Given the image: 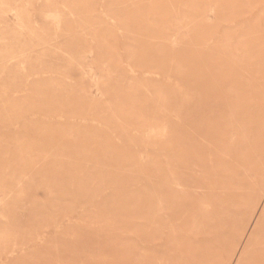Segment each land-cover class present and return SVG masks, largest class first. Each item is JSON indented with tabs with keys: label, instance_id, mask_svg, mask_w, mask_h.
<instances>
[{
	"label": "rangeland",
	"instance_id": "374dc122",
	"mask_svg": "<svg viewBox=\"0 0 264 264\" xmlns=\"http://www.w3.org/2000/svg\"><path fill=\"white\" fill-rule=\"evenodd\" d=\"M262 230L264 0H0V264H264Z\"/></svg>",
	"mask_w": 264,
	"mask_h": 264
},
{
	"label": "bare ground",
	"instance_id": "6f19581e",
	"mask_svg": "<svg viewBox=\"0 0 264 264\" xmlns=\"http://www.w3.org/2000/svg\"><path fill=\"white\" fill-rule=\"evenodd\" d=\"M157 1H158V0H157ZM242 44H243V43H242ZM186 97H187V96H186ZM189 98H190V96H189ZM177 119H178V117H177ZM179 122H181V121H179ZM182 124H183V123H182ZM185 124H186V123H185ZM185 133H186V132H185ZM153 134L155 135V133H153ZM159 134H160V133H159ZM237 135H238V134H237ZM149 136H150V135H149ZM179 136H180V135H179ZM184 136H185V134H184ZM190 136H191V135H190ZM190 136H189V137H190ZM152 137H153V136H152ZM192 137H195V136H192ZM192 137H190V138L192 139V140H191V139H190V140H191L192 142H194V139H193ZM234 137H235V136H234ZM198 139H199V138H198ZM161 140H163V139H161ZM185 140H186V139H185ZM185 140H184V141H185ZM190 140H189V141H190ZM181 141H183V140H181ZM191 141H190V142H191ZM197 141H198V140H197ZM194 143H197V142H194ZM201 143H202V142H201ZM229 143H230V142H229ZM197 144H199V143H197ZM197 144H196V146H197ZM191 145H194V144H191ZM200 145H202V144H200ZM200 145H199V146H200ZM180 146H182V145H180ZM194 146H195V145H194ZM204 147H205V146H204ZM204 147H203V148H204ZM206 147H207V146H206ZM180 148H181V147H180ZM197 149H198V148H197ZM206 149H207V148H206ZM176 150H177V149H176ZM181 150H183V148H181ZM198 150L201 151V148L198 149ZM205 151H206V150H205ZM160 152H161V151H160ZM169 152H170V151H169ZM203 152H204V150H203ZM170 155H171V154H170ZM205 155H206V154H205ZM207 155H208V151H207ZM164 156H165V155H164ZM164 156H163V157H164ZM213 156H214V155H213ZM169 158H170V157H169ZM166 162H167V161H166ZM175 166H176V165H175ZM176 167H177V166H176ZM188 167H189V165H188ZM173 169H174V168H173ZM196 169H197V168H196ZM167 172H168V171H167ZM178 172H179V171H178ZM179 173H180V172H179ZM184 174H185V172H184ZM172 175H173V174H172ZM187 175H188V174H187ZM198 175H199V174H198ZM245 176H246V174H245ZM190 177H191V176H190ZM254 177H255V176H254ZM187 178H188V177H187ZM255 178H256V177H255ZM172 179H173V178H172ZM188 179H189V178H188ZM193 179H194V178H193ZM248 179H249V178H248ZM257 179H258V178H257ZM259 179H260V178H259ZM173 180H174V179H173ZM195 180H196V179H195ZM182 181H183V180H182ZM196 183H197V182H196ZM176 184H177V183H176ZM177 185H178V184H177ZM256 186H257V185H256ZM176 187H177V186H176ZM178 187H179L181 190L184 189V186H183L182 184H180V183H179V186H178ZM207 187H208V186H207ZM214 187H215V186H214ZM209 188H210V187H209ZM211 188H212V187H211ZM211 188H210V189H211ZM210 189H207V190H210ZM213 189H214V188H213ZM211 190H212V189H211ZM214 190H215V189H214ZM217 190H218V189H217ZM2 191H3V190H2ZM189 191H191V190H189ZM255 191H256V190H255ZM3 192H5V191H3ZM208 192H209V191H208ZM208 192H207V193H208ZM207 193H206V194H207ZM210 193H211V192H210ZM219 193H221V192H219ZM159 194H160V193H159ZM204 197H205V196H204ZM207 197H208V196H207ZM212 212H213V211H212ZM186 213H187V212H186ZM261 213H262V212H261ZM260 216H261V215H260ZM213 218H214V217H213ZM154 219H155V217H154ZM215 219H216V218H215ZM229 220H230V219H229ZM216 221H217V219H216ZM219 221H220V220H219ZM241 221H242V220H241ZM217 222H218V221H217ZM222 222H223V221H222ZM70 223H71V222H70ZM220 223H221V222H220ZM241 223H242V222H241ZM224 224H225V222H224ZM242 224H243V223H242ZM150 226H151V225H150ZM147 227H148V226H147ZM224 227H226V226H224ZM243 227H244V226H243ZM239 228H240V227H239ZM257 228H258V227H257ZM259 228H260V227H259ZM224 229H225V228H224ZM227 229H228V228H227ZM244 229H245V228H244ZM260 229H263V228L261 227ZM229 231H230V230H229ZM256 231H257V230H256ZM256 231H255V232H256ZM262 231L264 232V230H262ZM214 234H215V233H214ZM230 234H231V233H230ZM242 234H243V233H242ZM215 236H217V235H215ZM213 237H214V236H213ZM232 237H233V236H232ZM255 237H256V236H255ZM256 238H257V237H256ZM215 240H216V239H214V241H215ZM216 242H217V240H216ZM218 242H219V241H218ZM220 242H221V241H220ZM213 244H214V243H213ZM222 244H223V242H222ZM226 244H227V243H226ZM227 246H228V245H227ZM235 247H236V246H235ZM160 248H161V247H160ZM259 248H260V247H259ZM235 249H236V248H235ZM163 250H164V249H163ZM237 250H238V249H237ZM248 251H249V250H248ZM222 254H223V253H222ZM251 254H252V253H251ZM253 255H254V254H253ZM173 256H174V255H173ZM251 257H252V256H251ZM199 258H200V257H199ZM246 258H247V257H246Z\"/></svg>",
	"mask_w": 264,
	"mask_h": 264
}]
</instances>
